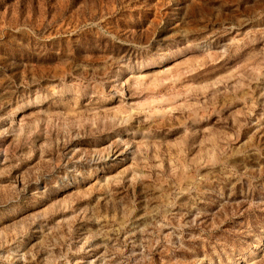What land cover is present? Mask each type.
Wrapping results in <instances>:
<instances>
[{
    "label": "rangeland",
    "instance_id": "374dc122",
    "mask_svg": "<svg viewBox=\"0 0 264 264\" xmlns=\"http://www.w3.org/2000/svg\"><path fill=\"white\" fill-rule=\"evenodd\" d=\"M0 264H264V0H0Z\"/></svg>",
    "mask_w": 264,
    "mask_h": 264
},
{
    "label": "bare ground",
    "instance_id": "6f19581e",
    "mask_svg": "<svg viewBox=\"0 0 264 264\" xmlns=\"http://www.w3.org/2000/svg\"><path fill=\"white\" fill-rule=\"evenodd\" d=\"M18 107V106H17ZM14 109V111H12L11 112V114L13 115V116H15L16 115V112H17V110H16V108H13ZM18 109V108H17Z\"/></svg>",
    "mask_w": 264,
    "mask_h": 264
}]
</instances>
